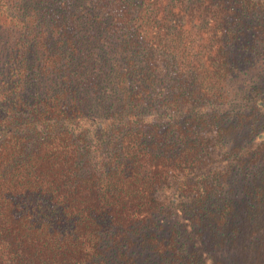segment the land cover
<instances>
[{"label": "trees", "instance_id": "obj_1", "mask_svg": "<svg viewBox=\"0 0 264 264\" xmlns=\"http://www.w3.org/2000/svg\"><path fill=\"white\" fill-rule=\"evenodd\" d=\"M0 264H264V0H0Z\"/></svg>", "mask_w": 264, "mask_h": 264}]
</instances>
